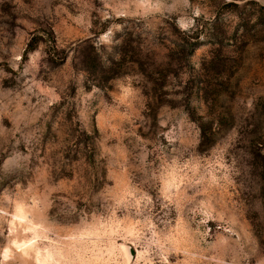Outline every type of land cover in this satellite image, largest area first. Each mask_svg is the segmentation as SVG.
Masks as SVG:
<instances>
[{
	"label": "rangeland",
	"instance_id": "rangeland-1",
	"mask_svg": "<svg viewBox=\"0 0 264 264\" xmlns=\"http://www.w3.org/2000/svg\"><path fill=\"white\" fill-rule=\"evenodd\" d=\"M264 0H0V264H264Z\"/></svg>",
	"mask_w": 264,
	"mask_h": 264
},
{
	"label": "trees",
	"instance_id": "trees-1",
	"mask_svg": "<svg viewBox=\"0 0 264 264\" xmlns=\"http://www.w3.org/2000/svg\"><path fill=\"white\" fill-rule=\"evenodd\" d=\"M262 157H263V158L261 159L260 166H261V168L264 169V156H262Z\"/></svg>",
	"mask_w": 264,
	"mask_h": 264
}]
</instances>
